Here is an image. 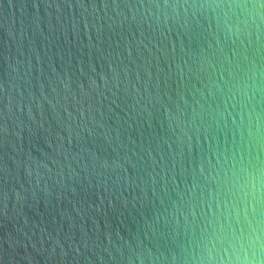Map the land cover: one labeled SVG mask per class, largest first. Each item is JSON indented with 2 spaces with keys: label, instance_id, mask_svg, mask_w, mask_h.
I'll list each match as a JSON object with an SVG mask.
<instances>
[{
  "label": "water",
  "instance_id": "1",
  "mask_svg": "<svg viewBox=\"0 0 264 264\" xmlns=\"http://www.w3.org/2000/svg\"><path fill=\"white\" fill-rule=\"evenodd\" d=\"M0 264H264V0H0Z\"/></svg>",
  "mask_w": 264,
  "mask_h": 264
}]
</instances>
